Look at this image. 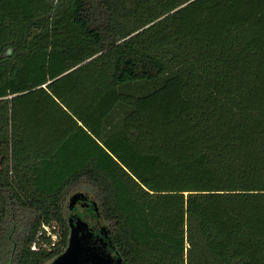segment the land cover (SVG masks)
Segmentation results:
<instances>
[{
    "label": "trees",
    "instance_id": "1",
    "mask_svg": "<svg viewBox=\"0 0 264 264\" xmlns=\"http://www.w3.org/2000/svg\"><path fill=\"white\" fill-rule=\"evenodd\" d=\"M83 190L123 264H264V0H0V264Z\"/></svg>",
    "mask_w": 264,
    "mask_h": 264
},
{
    "label": "water",
    "instance_id": "2",
    "mask_svg": "<svg viewBox=\"0 0 264 264\" xmlns=\"http://www.w3.org/2000/svg\"><path fill=\"white\" fill-rule=\"evenodd\" d=\"M78 200H87L84 192H77L70 198V207H73L74 203ZM92 204L96 206L95 201H92ZM69 222L71 231L68 247L49 264H84V262H90V260L93 261V264H111L112 254L101 255L97 251L98 248L88 244L87 239L91 238L94 234L93 222L83 220L82 218L75 220L70 218Z\"/></svg>",
    "mask_w": 264,
    "mask_h": 264
},
{
    "label": "flooded vegetation",
    "instance_id": "3",
    "mask_svg": "<svg viewBox=\"0 0 264 264\" xmlns=\"http://www.w3.org/2000/svg\"><path fill=\"white\" fill-rule=\"evenodd\" d=\"M92 201H94V200L92 198H90L89 196H87L86 201L78 200L76 203H74L73 207H70V205H69L70 209L68 212V221L70 218H72L74 220L77 218H82L83 220L93 222L92 227L94 229V234L91 238L87 239L88 244L90 246H94L95 248H98L97 251H99L101 253V255L106 256L108 254L109 255L112 254L111 264H119V263L123 264V262H122L123 260H122V257L120 255V252H119L117 247L113 246V244L109 238V233H108L107 227L105 224L101 223V220L99 218V214L96 213L97 210H96V212L94 211L97 216H90L88 214V211H86V209L89 210L91 207L95 206V205L93 206ZM96 207L97 206H95L94 208L96 209ZM78 208H82L83 211L80 212L78 210ZM70 231H71V229H70V222H69V237H70ZM68 243H69V239H68ZM92 262L93 261L90 260V262H84V264H93Z\"/></svg>",
    "mask_w": 264,
    "mask_h": 264
},
{
    "label": "built area",
    "instance_id": "4",
    "mask_svg": "<svg viewBox=\"0 0 264 264\" xmlns=\"http://www.w3.org/2000/svg\"><path fill=\"white\" fill-rule=\"evenodd\" d=\"M60 235L59 226L56 223L43 224L37 234L36 241L32 244V250H51L56 245Z\"/></svg>",
    "mask_w": 264,
    "mask_h": 264
},
{
    "label": "rangeland",
    "instance_id": "5",
    "mask_svg": "<svg viewBox=\"0 0 264 264\" xmlns=\"http://www.w3.org/2000/svg\"><path fill=\"white\" fill-rule=\"evenodd\" d=\"M81 192H84L86 196H89L90 198H93V197H92V195H93L92 192H90V191H88V190H83V191H81ZM78 210H79L80 212L83 211L82 208H78Z\"/></svg>",
    "mask_w": 264,
    "mask_h": 264
}]
</instances>
